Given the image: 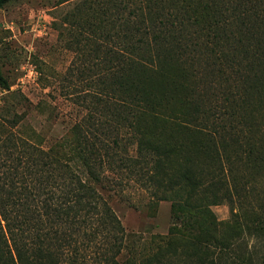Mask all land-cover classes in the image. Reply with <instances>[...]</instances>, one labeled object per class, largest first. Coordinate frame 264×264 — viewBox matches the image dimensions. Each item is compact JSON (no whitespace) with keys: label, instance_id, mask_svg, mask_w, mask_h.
Wrapping results in <instances>:
<instances>
[{"label":"trees","instance_id":"trees-1","mask_svg":"<svg viewBox=\"0 0 264 264\" xmlns=\"http://www.w3.org/2000/svg\"><path fill=\"white\" fill-rule=\"evenodd\" d=\"M108 1L106 116H95L71 146L44 148L0 129V264H121L126 233L97 188L105 170L117 167L160 199L183 192L172 203L180 224L213 202L231 213L206 239L178 245L169 235L139 264H264V108L245 117L240 92L214 83L234 69L233 41L260 47L264 0ZM189 71L210 77L207 102L194 86L193 97L176 92L191 84ZM0 85L9 87L1 69ZM166 123L196 136L163 139ZM123 139L135 145L133 155ZM201 151L209 160L191 167Z\"/></svg>","mask_w":264,"mask_h":264},{"label":"rangeland","instance_id":"rangeland-1","mask_svg":"<svg viewBox=\"0 0 264 264\" xmlns=\"http://www.w3.org/2000/svg\"><path fill=\"white\" fill-rule=\"evenodd\" d=\"M108 5V0H12L0 7V69L9 86L0 85L1 130H13L19 137L44 148L55 142L71 146L80 132L94 124L95 116H106L109 78L104 34L109 27ZM262 33L259 48L247 41H233L237 53L231 57L233 71L214 77L215 85L232 88L246 99L240 103L237 100L245 117H250V112L258 115L264 108V29ZM97 35L101 36L103 47L98 45L101 41L96 40ZM257 49L259 57L253 55ZM253 57L257 58L251 65L255 71L250 72ZM97 61L101 63L97 65ZM189 72L188 89L186 86L176 92L193 97L189 88L194 86L207 102L205 90L210 77L201 78L194 71ZM180 78L185 86L186 79ZM175 80L172 78L169 85ZM175 102V106L179 105ZM200 104L204 108L201 101ZM163 127V139L170 138V134H174L175 140L196 136L168 123ZM123 132L129 135L131 129L123 128ZM197 139L205 147L206 140L202 136ZM187 145L190 149L193 146ZM236 146L231 144L230 148ZM124 147L125 154L135 153V145L128 139L124 140ZM204 154L196 152L189 160L191 167L207 162L208 156ZM178 158L180 165L184 159ZM97 188L126 233L125 247L118 256L121 264H139L156 252L169 235L175 237L178 245L193 237L206 239L218 221L231 217L228 204L213 202L208 210L180 224L176 217L180 211L172 203L182 200L184 193H163L164 199L153 196L147 183L126 168L105 170ZM165 189L158 187L161 194Z\"/></svg>","mask_w":264,"mask_h":264}]
</instances>
